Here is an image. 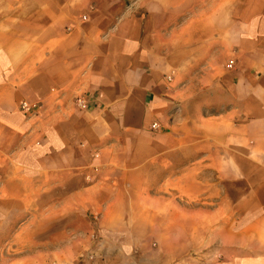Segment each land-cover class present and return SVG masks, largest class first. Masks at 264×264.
I'll return each instance as SVG.
<instances>
[{
    "label": "crops",
    "instance_id": "obj_1",
    "mask_svg": "<svg viewBox=\"0 0 264 264\" xmlns=\"http://www.w3.org/2000/svg\"><path fill=\"white\" fill-rule=\"evenodd\" d=\"M196 124L264 264V0H0V264H130L131 163Z\"/></svg>",
    "mask_w": 264,
    "mask_h": 264
},
{
    "label": "rangeland",
    "instance_id": "obj_2",
    "mask_svg": "<svg viewBox=\"0 0 264 264\" xmlns=\"http://www.w3.org/2000/svg\"><path fill=\"white\" fill-rule=\"evenodd\" d=\"M211 113L203 117L213 118L215 114ZM198 125L181 133L185 139L194 140V146L180 150L178 162L171 161L169 147L156 145L146 162L131 163V171L141 170L146 178L132 180L136 188L131 189L127 212L131 220L127 228L131 232L130 264H232L234 261L244 264L250 261L245 258L244 244L235 248L233 238L235 234L252 233V219L257 211L220 208V202L244 201V196L239 195V187L235 186L234 164L222 163L230 177L220 179L218 146L202 145L209 137L217 139L218 132L210 125L206 130ZM228 150L232 152L233 148ZM98 245V241L92 242L94 250ZM96 260L66 258L64 263L93 264ZM62 262L49 260V264Z\"/></svg>",
    "mask_w": 264,
    "mask_h": 264
},
{
    "label": "built area",
    "instance_id": "obj_3",
    "mask_svg": "<svg viewBox=\"0 0 264 264\" xmlns=\"http://www.w3.org/2000/svg\"><path fill=\"white\" fill-rule=\"evenodd\" d=\"M233 65V62H230L228 67L231 68V66ZM34 109V107H31L29 106L28 104L26 103H23L21 106H20V110L23 111V112H30ZM153 129H157V125L156 124H153L152 126Z\"/></svg>",
    "mask_w": 264,
    "mask_h": 264
}]
</instances>
